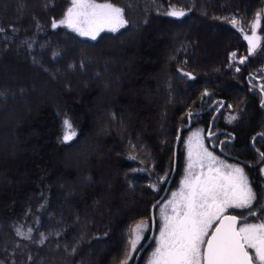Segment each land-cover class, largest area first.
Instances as JSON below:
<instances>
[{
    "label": "trees",
    "instance_id": "trees-1",
    "mask_svg": "<svg viewBox=\"0 0 264 264\" xmlns=\"http://www.w3.org/2000/svg\"><path fill=\"white\" fill-rule=\"evenodd\" d=\"M16 1L20 13L30 3L37 8L12 17ZM38 1L0 0V68L21 61L53 88L59 85L57 105H39L36 116L31 112L17 119L20 130L14 132L20 134L18 141L22 140L25 147L15 157L0 161V264H90L85 260L89 251L93 252L94 263L111 260V264H121L129 248L130 230L141 222L146 224L144 236L150 230L149 209L171 174L177 130L187 124L188 113L201 112L191 117L192 127L181 133V144L190 129L201 126L205 132L218 105L208 106L215 99H224L213 129L229 130L235 140L225 142L223 150L244 161L256 160L251 139L264 133V107L259 105L264 78L256 81L251 76H264V0H97L123 9L126 23L116 32L102 31L95 40L81 37L63 25L52 27L54 20L63 18L70 0H45L43 7ZM173 9L183 10L185 16H169ZM258 12L261 39L249 55L244 34L251 32ZM233 18L239 22L235 26ZM209 27L219 42L210 44L213 50L199 56L201 32L207 34ZM138 31L147 34L137 40ZM172 31L178 35L169 46L170 40L165 38V44L162 34L168 36ZM117 49H123L124 54L115 66L105 67L120 93L95 105L99 91L87 78L95 72L93 78L100 87L110 91L111 83L99 63L104 65ZM232 53L235 58H230ZM245 57L241 64L239 61ZM58 74L66 79L62 81ZM50 76L54 83L48 80ZM74 76L80 80L82 97L69 78ZM125 77H130L128 83ZM15 83L0 85L3 112L12 103L27 102L29 93L37 90L34 82ZM144 89L152 95L153 107L145 103ZM100 106L105 109V119L94 124L91 111ZM86 109H90L89 115ZM65 119L71 129L65 128ZM92 125L105 134L94 136ZM66 133L74 135L65 141ZM88 146L97 147V153L89 159V169L84 170L88 164L84 169L81 164L75 171L59 167L61 153L81 152ZM254 146L263 149L264 141L255 138ZM179 161L180 150L172 184ZM255 170L251 175L250 168L245 167L256 201L252 209L233 212L240 216L239 225L246 220L264 223V176L259 168ZM78 172L84 186L81 190L66 189L72 207L58 213L62 195L58 184H64V178L75 181ZM57 176L63 180L56 181ZM99 177L107 185L112 180L113 201L104 200L109 192L95 183ZM126 192L130 193L129 210L112 221L109 209L120 207L121 194ZM90 206L96 211L94 215L87 210ZM250 211L256 215H248ZM109 242L114 244L109 252L107 248L105 252L96 249Z\"/></svg>",
    "mask_w": 264,
    "mask_h": 264
},
{
    "label": "snow or ice",
    "instance_id": "snow-or-ice-1",
    "mask_svg": "<svg viewBox=\"0 0 264 264\" xmlns=\"http://www.w3.org/2000/svg\"><path fill=\"white\" fill-rule=\"evenodd\" d=\"M168 15L183 17L185 12L173 9ZM125 23L123 9L110 2L70 0L63 18L58 22L54 20L52 27L63 25L80 36L95 40L102 31L116 32ZM231 23L235 26L239 22L233 18ZM260 26L261 13L258 12L251 25L252 35L244 36L249 55L259 46L260 37L256 33ZM235 56L232 53L230 58ZM245 59L239 62L243 64ZM261 106L264 107V102ZM188 115L191 117L192 113ZM63 123L66 129H71L67 119ZM72 135L74 133H66L64 140H70ZM196 168H199L198 172H194ZM186 172L179 191L173 192L172 199L161 209L163 223L150 264H264V223L245 222L237 227L238 216L225 215L229 209H252L256 201L243 168L219 162L204 147L200 132H196L187 141ZM248 215L255 216L256 212L250 211ZM213 224L217 226L209 236ZM145 227L141 222L130 230L127 241L130 247L126 249V259L121 264H128L133 259L131 253L138 250ZM205 237L209 238L206 240Z\"/></svg>",
    "mask_w": 264,
    "mask_h": 264
},
{
    "label": "rangeland",
    "instance_id": "rangeland-1",
    "mask_svg": "<svg viewBox=\"0 0 264 264\" xmlns=\"http://www.w3.org/2000/svg\"><path fill=\"white\" fill-rule=\"evenodd\" d=\"M200 1H203V0H197V2H200ZM218 2H220L219 0H217ZM40 6H44L45 5V0H40L38 1ZM97 3H105V2H101V1H97ZM31 5V6H30ZM30 5L25 9V11H22L21 13L17 10V6H18V3L16 1L13 2L12 4V17H16L19 13L20 14H26V12H30L32 11V9H35L37 7H35V5H33L32 3H30ZM2 10H5V7H2ZM59 20H57L58 22ZM211 29V30H210ZM208 30L207 34L205 33H202L201 32V40H200V43H199V56H204L206 54V50H207V53L208 51H212L211 50V45H216L218 42H219V39L216 38L217 36L215 35V33L213 32L214 30L212 28H208L206 29V31ZM104 31H108V30H104ZM171 31V30H170ZM174 32L173 34H162L164 37H163V42L165 44H167L166 40H170L169 41V46H171L173 43H174V39H175V35L177 34L176 31H172ZM176 32V33H175ZM205 32V31H204ZM141 33V34H140ZM149 33V32H148ZM78 34V33H77ZM100 34V33H99ZM147 32L146 31H143V32H137L136 33V39H143L144 35H146ZM257 36L260 37L261 39V35L258 33V30H257ZM79 35V34H78ZM178 35V34H177ZM245 35H252V30L250 33L248 34H244ZM81 37H84V38H89L91 39L90 37H87V36H81ZM166 38V40H165ZM260 43V41H259ZM126 47H128L126 45ZM123 49L120 50V49H117V50H113V53L111 54L110 57V60L108 61H105L104 65L103 63L101 62V64L99 63V65L102 67V72L105 74V76L108 78L109 82L111 83V89L110 91L108 90H105V89H102V87H100L101 85H99V82L96 81L95 76H97V74L94 72L93 76L91 77H88L87 80H88V83H90L92 85V87L96 90H98V95H99V98L97 100V103L95 105H100L101 102L103 100H108L110 99V95H112V98H115L119 95V91H120V87H117L114 83L115 81L111 78L110 74L108 72H106V64L107 65H111V66H115L116 65V62L119 61V57H121V55H123ZM11 57V56H10ZM9 57V58H10ZM16 64L14 65H2V67L0 68V85H8L10 84L11 82L15 83L16 81H18L17 83H15L16 85H18L19 83H24L26 85H29L31 82H34L36 84V87H37V90L36 91H31L29 93V95L27 96L26 99H28V101H21L19 103H12L10 108L7 109V111L3 112L1 109H0V161L2 159H4L5 157L9 156V157H15L16 155H18L21 151H23V148L25 147L24 144H23V141L22 140H19L18 141V137H20V134L16 132L15 134V129L17 131L18 129V123H17V119L21 118V119H24L26 115H30L31 112H33L32 114L34 116H36V110L38 108L39 105H46V106H49V107H54L55 105L58 104V101H59V91H58V88H59V85L58 87H52L50 85V83L47 81L46 78H42L39 76V74H37L36 71H34L33 69H29V68H25L24 65L22 64V62L20 61H17L15 62ZM105 69V70H104ZM106 73L108 75H106ZM21 74H24V76H22ZM59 77L62 78V81L65 80L66 78L64 76H61L60 74H58ZM70 80L72 81V83L74 82V87L76 89V91L79 93V96L81 95V97L83 96V93L80 91V85L81 83L79 82V78L77 77H69ZM129 79L130 77L128 78H123L124 82L125 83H128L129 82ZM50 82L52 81L54 83V79L53 77L48 79ZM101 84V83H100ZM13 88V86H12ZM57 88V89H56ZM14 90H18L17 87H14L13 88ZM118 90V92H117ZM144 96H143V99L145 101V103L147 105H151L153 107V103H152V95L146 90L144 89ZM12 94H15L14 92H12ZM9 96H11V94L9 93ZM5 103L0 99V107H2ZM18 104H21L20 106L18 107H15L17 106ZM28 105H30V108L28 107ZM43 106V105H42ZM95 107V106H94ZM93 107V108H94ZM92 109V108H90ZM90 109H86V111L88 112L87 114L89 115V111ZM105 109L104 107H97L95 108L94 110L91 111V115L94 117H92V122L95 124L97 123L99 120L101 119H105V113H104ZM126 111V110H125ZM130 112V111H129ZM96 126H93L92 125V128H93V135L96 136V137H100L101 134H105V132L101 133V129L99 128H95ZM115 127V126H114ZM95 128V129H94ZM20 130V128L18 129ZM106 131H108V129H105ZM163 130V127L158 129V132H161ZM196 132H200L201 134V139L203 141V144H204V147L208 149V151L212 152V154L217 158V160L219 162H222L223 164L225 165H229V166H238V167H241L243 168L244 170V173L247 177V173L245 171V168L242 167V165H240L239 163L237 162H234V161H230V160H226L224 158H222L217 152H215L214 150H212L209 146H208V142H207V139L205 138V132L203 131V128L201 126L199 127H194L192 129H190L183 137V142L180 146V161H179V168H178V172H177V175H176V178L173 182V184H171V187L168 191V194L166 196V198L164 200L161 201V203L158 205L157 209L155 210V219H156V230H155V234H154V237H153V242L150 246V248L142 255V257L140 258V263L139 264H150V260H151V256H152V253L154 251V249L157 247V242L159 240V230H160V227L163 223V217L161 215V209L164 208L165 205L168 204V201L172 199V193L173 192H178L180 187H181V182L184 180L185 176L187 175V172H186V168H187V141L189 139H192L193 138V134L196 133ZM113 146V144H111ZM97 153V147H93V146H88L86 148H84V150H82L81 152L80 151H69V152H63L61 153V157H59L60 159L58 160V163L60 164L59 167H61L64 170H70V169H73L74 171L77 170L79 168V166L81 164H84L83 166V169L84 167L87 165V167L84 169V170H87L89 169V159L90 157H92L93 155H95ZM62 158V159H61ZM56 163V165L58 164ZM261 169H264V162H263V166ZM227 169H225L226 171ZM199 171V168H196L194 169V172H198ZM176 174V173H175ZM262 174L264 176V171H262ZM97 174H95V179H97ZM58 181V179H62V176L61 177H56ZM55 178V179H56ZM82 174L81 172H78L76 177H75V181L73 182H70L68 179L64 178L63 180V183L64 184H58L59 188H60V191L62 192L61 194V197L57 203V211L58 213H61V211L63 212H68L70 207L69 203H68V196L65 194V191L66 189L69 190L71 187H77L78 189H82L83 188V181H82ZM248 179V177H247ZM12 182H15V180H13ZM249 182V180H248ZM99 187L100 189H103L104 192L105 190H107L109 193L108 195L105 194V197H104V200L106 199V201H113L114 198L112 197V193H111V190L110 188H112V180H111V184L110 185H107L108 183H106L105 181L102 180L101 177L98 178V180H96L95 182ZM250 185V183H249ZM251 187V186H250ZM80 190H78L77 192H79ZM111 193V194H110ZM122 197H121V200L119 201L121 206L120 207H117V208H112V210L110 211L109 209V216H111L112 218V221L118 217L121 213L123 212H126L127 210H129V202H128V197L130 196V193H122L121 194ZM128 196V197H127ZM71 197V195H70ZM127 197V198H126ZM126 198V200H124ZM125 202V203H124ZM92 215L95 214V209L93 208V206H90L88 209H87ZM236 209H229L228 210V214H231L235 211ZM168 213L170 214L171 212V208L169 207L167 209ZM234 214V213H233ZM240 217V216H239ZM245 222L247 223H259L257 222V220H246V221H242L240 223L239 226H241L242 224H244ZM71 225H73L71 223ZM146 225V224H145ZM214 225V224H213ZM238 226V227H239ZM213 227V226H212ZM211 229L209 230V233H210ZM146 233V227L145 229L141 232V237L142 239L140 240L139 244L137 245V248L140 246V244L142 243V241H144V235ZM205 239H207V237H205ZM106 244V243H104ZM98 250H102L103 249V252L106 251V248H107V252H109V249L111 250L112 247H114V244L111 245V242L107 243V246L101 244V245H97L96 246ZM130 247V246H129ZM95 249V248H94ZM250 251V254H253L254 253L252 252V250H249ZM93 252L89 251L87 252L86 256H85V260H89L90 261V264H97V263H94L95 261V258H93L94 256L92 255ZM134 254H136V252L134 253H131L132 257H134ZM125 259H126V256H125ZM104 264H111V260L110 261H105Z\"/></svg>",
    "mask_w": 264,
    "mask_h": 264
},
{
    "label": "water",
    "instance_id": "water-1",
    "mask_svg": "<svg viewBox=\"0 0 264 264\" xmlns=\"http://www.w3.org/2000/svg\"><path fill=\"white\" fill-rule=\"evenodd\" d=\"M252 79L256 80V81H261L263 77H253L251 76ZM208 93V92H207ZM264 101V95L262 94V99L260 101V107H262V102ZM219 103V106L216 108V110L214 111L213 115L211 116L210 118V121H209V125H208V128L205 132V138L208 140L210 139V137L212 136L211 134V129H212V125H213V121L216 117V115L218 114V112L223 108L224 106V99H215L209 106L208 108H211L213 107L215 104ZM192 113L191 117L192 116H195L201 112H190ZM191 117H189V115H187V124L184 125V126H181L178 130H177V135H176V139H175V143H174V146H173V161H172V171H171V174L165 184V187L163 189V191L161 192L160 196L153 202V204L151 205L150 209H149V219H150V233H149V236L148 238L146 239V241L141 245V247L137 250L134 258H133V262L132 264H137L142 253L145 251V249L148 247V245L151 243L153 237H154V234H155V230H156V219H155V209L156 207L159 205V203L163 200V198L165 197V195L167 194L171 184H172V181L175 177V173H176V169H177V160H178V149H179V145L181 143V133L187 129L190 128L191 124H192V120H191ZM179 137V139H177ZM234 139V137L232 138V140ZM213 147V146H212ZM218 148L220 149V144L218 145ZM225 215H228V214H225ZM235 215V214H233ZM239 219V218H238ZM218 223V222H217ZM239 224V223H238ZM217 225L214 224V226L212 227L210 233H209V236L211 235L212 231L215 229ZM238 227V225H237ZM209 237H207L208 239ZM206 239V240H207Z\"/></svg>",
    "mask_w": 264,
    "mask_h": 264
},
{
    "label": "flooded vegetation",
    "instance_id": "flooded-vegetation-1",
    "mask_svg": "<svg viewBox=\"0 0 264 264\" xmlns=\"http://www.w3.org/2000/svg\"><path fill=\"white\" fill-rule=\"evenodd\" d=\"M215 105L217 106V105H219V103H217ZM191 127H192V124H191L190 128ZM207 128H208V126H207ZM207 128H206V130H207ZM206 130H205V132H206ZM211 134H212V136L210 137V139L207 140L208 141V146L212 150H214L215 152H217L222 158H224L226 160H230V161L237 162L240 165H242V167H244V168L245 167L250 168L251 175H254L253 173H254L255 168H259V170H260V172L262 174V169L261 168H262L263 162H264V156H262V154H264V148L263 149H260L258 147H255L254 146V140H255V138H260V139H262L264 141V133L259 132V133L255 134L253 136V138L251 139V147H252V150L255 152V154L257 156V158H256L255 161H244V160L236 157L232 153H229V152H226V151L223 150L222 146H223V144L225 142H227V143H233L234 140H235V135L232 132H230L229 130H226V129H223V128L213 129V125H212ZM233 137H234V139L232 140ZM219 144H220V149L218 148V145ZM246 173H247V171H246ZM247 177H248V180H249V183H250L251 182V177H249L248 175H247ZM167 194H168V192H167ZM167 194L165 195V197L163 198V200L166 198ZM149 233H150V230H149L148 234L146 236H144V241H142V243L140 244V246L137 249H139L141 247V245L146 241V239L149 236ZM152 242H153V239H152L151 243L148 245V247L145 249V251L142 253V255L150 248ZM142 255H141V257H142ZM134 256H135V254H134ZM140 260L141 259H139V261H138L137 264L140 263ZM132 262H133V259H132V261H131L130 264H132Z\"/></svg>",
    "mask_w": 264,
    "mask_h": 264
}]
</instances>
